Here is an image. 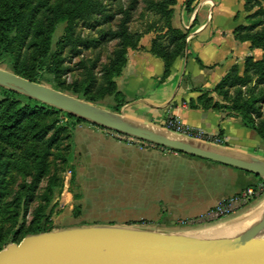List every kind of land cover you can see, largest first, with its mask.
I'll use <instances>...</instances> for the list:
<instances>
[{"label":"trees","instance_id":"trees-1","mask_svg":"<svg viewBox=\"0 0 264 264\" xmlns=\"http://www.w3.org/2000/svg\"><path fill=\"white\" fill-rule=\"evenodd\" d=\"M141 1L143 13L155 17L143 31L129 26L139 0H127L126 4L122 0H0V67L87 101L113 96V109L118 112L125 97L115 78L127 62L128 49L142 48L139 41L144 34L155 32L149 52L163 62L159 81L170 75L174 60L186 49L188 32L171 21L176 0ZM197 1L187 0L186 8L192 9L191 4ZM243 10L245 22L234 27V37L249 41L251 48H260L261 57L246 56L242 70L233 65L215 84L213 91L221 101L208 91H202L197 101L202 108L213 107L239 117L243 126L253 129L264 142V0H244ZM59 24H64L63 31L53 47ZM80 26L96 29V34H83ZM111 41H115L114 48L102 62V49ZM84 50L93 54L85 56ZM74 58L78 60L72 63ZM68 74H72L70 81ZM0 95L1 250L26 235L54 228V205L47 209L54 194L62 192L59 166L70 162L75 126L88 121L2 85ZM214 137L203 135L200 139L211 141ZM75 176L72 168L71 183ZM259 181L264 182L261 177ZM73 198L78 200L80 194L73 192ZM75 209L78 215L79 205Z\"/></svg>","mask_w":264,"mask_h":264},{"label":"crops","instance_id":"crops-1","mask_svg":"<svg viewBox=\"0 0 264 264\" xmlns=\"http://www.w3.org/2000/svg\"><path fill=\"white\" fill-rule=\"evenodd\" d=\"M186 2L176 0L172 17L174 27L188 32L186 49L183 55L174 60L170 75L165 80L159 81L163 73L162 60L149 52L154 36L152 32L141 37L139 44L142 48L128 49L127 62L121 74L115 78L117 89L125 97L119 113L128 119L153 126L160 123L163 126L168 117H173L203 135L220 134L225 141L224 147L235 155L264 160V142L253 129L243 126L239 117L227 116L226 112L213 107L202 108L197 101L203 89H212L233 65L237 64L242 70L246 56L259 59L262 55L260 48H251L249 41L241 42L234 37V27L245 19L243 7L229 8L232 24L224 28L220 23L213 25L210 20V12L214 10L217 16L221 15L224 0H198L190 11L185 9ZM182 23L187 30L182 28ZM211 95L214 100H219L214 93ZM73 140L76 152L84 155L82 164H132V167L120 169H132L134 196L141 205L150 203L156 217L162 219L167 216V221L181 214L190 218L196 214L199 216L226 197L259 182V176L251 172L175 150L123 145L89 121L75 126ZM127 149L129 155L124 153L128 152ZM258 149H262L263 153L257 152ZM80 165L78 172L74 168L77 182L84 167ZM74 204L76 200L71 190L61 192L62 209L66 205L73 208ZM159 204L165 205L159 207ZM263 208L264 192L224 219L221 217L196 225L179 222L183 227L180 229L150 227L156 217L146 207L139 220L131 222L137 223L132 225L166 233L211 240L227 239L248 227ZM80 212L81 209L75 216H79ZM80 226L84 224L53 229ZM213 232L215 236H211Z\"/></svg>","mask_w":264,"mask_h":264},{"label":"water","instance_id":"water-1","mask_svg":"<svg viewBox=\"0 0 264 264\" xmlns=\"http://www.w3.org/2000/svg\"><path fill=\"white\" fill-rule=\"evenodd\" d=\"M0 85L105 129L160 147L251 172L264 180V160L242 158L224 145L144 124L0 67ZM152 128L165 131L155 134ZM264 208L238 235L205 239L131 225H90L24 236L0 250V264H264Z\"/></svg>","mask_w":264,"mask_h":264},{"label":"rangeland","instance_id":"rangeland-1","mask_svg":"<svg viewBox=\"0 0 264 264\" xmlns=\"http://www.w3.org/2000/svg\"><path fill=\"white\" fill-rule=\"evenodd\" d=\"M122 2L126 4L127 0H122ZM194 3L195 2L191 4V7ZM222 6H223V12L221 13L220 16H217L215 10L212 13L210 12V20L213 25L220 23L224 28H227V27H230L232 24V18L229 17L228 15L229 8L235 6V8L237 9H242L243 7L242 0L241 1L224 0V4ZM185 9L188 11L191 10V9L186 8V6H185ZM242 12L245 13V15L247 14L246 12H244V10ZM173 14H174V8H173ZM153 18L155 17H153L152 15L148 13H143V2L139 0L136 9L133 12L132 20L129 23L130 29L133 31H143L147 23L150 22ZM243 22H245V19ZM181 25L184 30H187L186 25H184L183 23ZM63 27H64V24L58 25L54 33V36H53V42H52L53 47L55 45L56 40L62 34ZM79 29L83 34H88V33L91 35L96 34V29L91 30L84 26H80ZM152 33L155 35V32H152ZM114 44H115V41H111L103 47L102 55H101L102 62H106L108 54L114 48ZM83 54L85 56H90L93 53L90 50H84ZM77 60L78 58H74L72 63H74ZM72 63H69V64L72 65ZM2 68L11 71L5 66H2ZM71 78H72V74H68L66 76L67 81H70ZM44 84L51 87V85L47 83H44ZM213 88L203 89V91H208L210 95L214 93V95L218 97L219 99L217 101H221V98L213 91ZM65 93H68V92H65ZM211 96L213 97V95ZM79 99L86 101L103 110H107L109 112H116L113 109L114 105H116V100L114 99L113 96L106 95L103 99L98 100V101H92V102L87 101L82 98H79ZM119 111L116 113H119ZM165 123L163 126L160 125L162 123L155 125V126L158 128H164V130L175 133L176 135H179V134L184 135L181 133H177L173 130L167 129L165 127ZM107 135L110 138L115 139V141H120L112 137L109 134ZM119 143H122L123 145L129 144V145H134L136 147H139L136 144H131L125 141H120ZM257 152L263 153L262 149L260 150L258 149ZM124 153H126L125 155H129L128 153L130 152L128 150V152H124ZM93 156H96V155H93ZM69 159H70V162L68 165H65L63 168L62 166H59L60 167L59 169L60 179L62 182V192L71 190L72 192L80 193L81 197L78 200H76V204H74L73 208L72 207L70 208L69 205H66V207L62 209L60 206L61 194H59V192L54 194L53 199L47 209L48 211L50 207L54 205L52 214H51V223L53 227L58 228V227H67V226H77L81 224H84V226L112 225V224L125 225L128 222L139 220V218L141 217L143 213L144 207H146L147 210L149 209L150 211H152L151 215L153 217H156L155 209L152 207L150 203H147L146 205H141L140 201L134 196V193H133L134 182H133V177H132L133 176L132 169L131 170L120 169L121 167L124 168L125 166L132 167V164H126V165L108 164V163H105L103 165L82 164L85 159L84 155L82 153L76 152L75 149H73V151L69 154ZM79 165L81 167L83 166L84 167L79 173L78 182H77V177L75 176L74 183H71V169L76 168L78 172ZM44 184L45 183L43 181L42 185ZM254 185H256V182ZM77 204L80 205V209H81L79 216H75V211H76L75 205ZM164 205L165 204H159V207H163ZM196 216L197 214L192 215L191 217H196ZM30 217H31L30 214H28L27 220H29ZM226 217H223L222 219ZM166 218L167 216L160 219L157 216L155 219L152 220L153 223L150 225V227L155 228L159 226L161 228L180 229L183 227L179 224V220L180 219L183 220V219L190 218V217L185 216L184 214H181V215H178L177 217H174L171 221H167ZM193 225H196V224H193ZM131 226L141 227L138 225H131ZM215 232H213L211 236L212 235L215 236L216 235ZM262 233H264V229Z\"/></svg>","mask_w":264,"mask_h":264},{"label":"built area","instance_id":"built-area-1","mask_svg":"<svg viewBox=\"0 0 264 264\" xmlns=\"http://www.w3.org/2000/svg\"><path fill=\"white\" fill-rule=\"evenodd\" d=\"M165 127L177 133H181L194 138L200 139L203 137V133H201L198 130L192 129L191 127L183 125L181 122H179L176 118L173 117H168L166 119ZM104 130L107 134L111 135L117 140L125 141L131 144H136L141 148L157 147V145L153 143L139 139L132 135H128L125 133H121L105 128ZM211 142L220 145H223L225 143L223 137L220 136H215L213 139H211ZM159 148L163 149V147H159ZM263 192H264V182L259 181L256 183V185L246 186L238 193L226 197L225 199L217 203L214 207L208 209L205 213L199 215L198 217L183 219L180 220L179 222L184 225H193L198 222L210 221V220L219 219L221 217H225L235 212L236 210L240 209L241 207L245 206L252 199L259 197Z\"/></svg>","mask_w":264,"mask_h":264},{"label":"bare ground","instance_id":"bare-ground-1","mask_svg":"<svg viewBox=\"0 0 264 264\" xmlns=\"http://www.w3.org/2000/svg\"><path fill=\"white\" fill-rule=\"evenodd\" d=\"M153 130V129H151ZM155 134L161 135V134H165L164 131H158V130H153Z\"/></svg>","mask_w":264,"mask_h":264}]
</instances>
